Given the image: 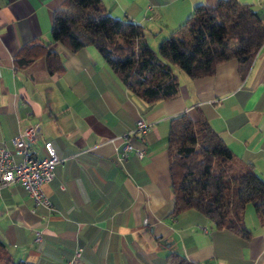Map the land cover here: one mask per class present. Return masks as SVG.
<instances>
[{
	"label": "crops",
	"instance_id": "1",
	"mask_svg": "<svg viewBox=\"0 0 264 264\" xmlns=\"http://www.w3.org/2000/svg\"><path fill=\"white\" fill-rule=\"evenodd\" d=\"M62 1L0 0V144L13 150L11 138L36 124L31 150L43 156L49 140L61 158L42 185L51 209L35 205L18 183L0 190V240L12 257L32 264H170L173 251L201 264H264V224L251 204L245 209L250 239L216 228L193 209L171 214L165 141L171 117L194 119L199 108L264 179V44L244 76L234 58L195 79L174 69L177 94L149 106L92 45L71 51L52 42V13ZM100 1L112 15L141 24L156 49L195 4L217 0ZM239 1L253 4L264 21V0ZM33 40L57 52L61 71L48 72L45 53L14 67L19 47ZM140 119L148 124L144 133L135 130ZM126 143L131 147L122 156ZM136 148L144 151L141 159Z\"/></svg>",
	"mask_w": 264,
	"mask_h": 264
},
{
	"label": "trees",
	"instance_id": "2",
	"mask_svg": "<svg viewBox=\"0 0 264 264\" xmlns=\"http://www.w3.org/2000/svg\"><path fill=\"white\" fill-rule=\"evenodd\" d=\"M50 37L71 51L92 45L124 86L150 106L177 94L174 67L195 79L214 74L217 65L234 58L240 73L246 75L264 44V21L251 3H198L153 49L141 24L112 15L100 0H63L52 13ZM42 53L50 74L63 69L57 52L39 40L19 47L14 67H26ZM197 111L194 119L186 113L169 119L165 141L173 193L171 214L193 209L216 228L250 239L253 233L245 222V209L251 204L264 224V179ZM167 260L201 264L173 251ZM0 264L32 263L15 260L0 240Z\"/></svg>",
	"mask_w": 264,
	"mask_h": 264
},
{
	"label": "built area",
	"instance_id": "3",
	"mask_svg": "<svg viewBox=\"0 0 264 264\" xmlns=\"http://www.w3.org/2000/svg\"><path fill=\"white\" fill-rule=\"evenodd\" d=\"M135 128V130L144 133L148 129V124L140 119L136 121ZM38 134L39 128L36 124L28 125L11 138L13 150L0 144V190L7 184L18 183L35 205L51 209L52 202L43 191L42 185L54 178L55 166L61 161V158L58 157L49 140L43 143L44 155L33 157L31 146ZM130 147L131 145L128 143L124 145L122 156H125L126 150ZM134 152L139 159L144 155L142 149L136 148ZM35 238L36 240L40 239L39 233H35Z\"/></svg>",
	"mask_w": 264,
	"mask_h": 264
},
{
	"label": "rangeland",
	"instance_id": "4",
	"mask_svg": "<svg viewBox=\"0 0 264 264\" xmlns=\"http://www.w3.org/2000/svg\"><path fill=\"white\" fill-rule=\"evenodd\" d=\"M157 49V48H156ZM174 69H177V67H174ZM249 208H250V210L253 212V207H252V205H249Z\"/></svg>",
	"mask_w": 264,
	"mask_h": 264
},
{
	"label": "bare ground",
	"instance_id": "5",
	"mask_svg": "<svg viewBox=\"0 0 264 264\" xmlns=\"http://www.w3.org/2000/svg\"><path fill=\"white\" fill-rule=\"evenodd\" d=\"M33 157H37V154L33 152ZM31 199V198H30ZM33 202V201H32Z\"/></svg>",
	"mask_w": 264,
	"mask_h": 264
}]
</instances>
